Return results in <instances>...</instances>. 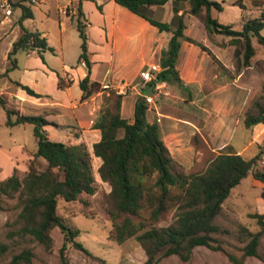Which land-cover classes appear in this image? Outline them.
<instances>
[{"label": "trees", "instance_id": "obj_1", "mask_svg": "<svg viewBox=\"0 0 264 264\" xmlns=\"http://www.w3.org/2000/svg\"><path fill=\"white\" fill-rule=\"evenodd\" d=\"M84 1L97 2L79 0L78 6L77 30L82 39L79 61L84 62L89 70L87 77L80 82L84 92L83 100H86L98 92L101 85L90 80L93 63L88 51V22L82 9ZM114 1L146 20L159 32L172 34L168 50L162 53L163 70L158 74L157 81L183 87L176 66L185 41L207 52L224 69L209 48L186 36V14L201 22L212 44L220 47L227 44L236 46V52L242 56L245 67L252 66L257 53L254 39L264 46V12L250 19L241 31H237L231 25L220 23L215 16V13L224 11L223 4L215 0ZM170 1L173 3V21L166 23L157 20L154 8L162 7ZM13 5L22 10V18L18 22L22 34L9 51L8 60L12 66L6 73L17 67L16 56L20 52L36 51L42 55L43 52L53 51L39 31H30L24 26V21L34 19L31 7L23 3ZM184 5L188 9L179 15ZM97 8L103 12L102 5L97 4ZM220 36L228 37L230 41L224 45L217 39ZM18 86L32 96L40 97L27 86ZM59 86L63 88L62 80ZM114 96V99L109 98L104 102L94 123V127L101 131L102 138L93 147V154L103 161L99 176L111 188L106 197L107 211L113 222L109 239L123 244L135 238L146 253V264H160L163 259L171 256L189 263L198 247L223 251V246L215 237L220 232L215 219L221 214L232 190L252 173L260 158L246 159L233 152L221 153L208 164L205 171L191 173L170 153L162 139L160 125L148 121L149 106L145 98L137 99L135 121L130 124L121 114L125 95ZM4 98L0 95V106L7 113L6 126L34 125L38 143V150L28 164V171L21 174L19 169H15L11 176L0 181V210L5 208L6 200H14L15 207L20 210L16 220L19 227L12 235L33 237L48 252H53L55 241L52 231L58 228L65 237L60 250L61 264H70L66 256L69 243L91 256L90 251L75 240L80 231L70 227L66 219L58 214L59 199L73 203L81 200L84 195L94 196L98 192L92 155L87 145L67 146L51 141L45 131V127L51 124L48 120L43 116L23 115L9 108ZM259 124H264V85L261 95L244 112L246 129H253ZM122 129L125 135L120 137ZM39 160L46 162L45 169H40ZM253 176L263 184L261 198L264 201V172L255 171ZM170 213H173L172 222L160 226ZM252 218L258 221L262 231L254 233L244 226L239 227V239L247 245L242 257L228 254L232 264H244L251 257L264 261V256L258 252L264 234V213L255 214ZM32 261L33 252L25 250L14 256L9 264H32Z\"/></svg>", "mask_w": 264, "mask_h": 264}, {"label": "crops", "instance_id": "obj_2", "mask_svg": "<svg viewBox=\"0 0 264 264\" xmlns=\"http://www.w3.org/2000/svg\"><path fill=\"white\" fill-rule=\"evenodd\" d=\"M19 1L31 7L34 3H43L44 0ZM63 1L66 4L62 14L67 17V24L71 23L77 29L79 0ZM96 2L103 6V12H100L97 4L92 1H84L82 9L88 22L86 29L88 51L90 61L93 63L90 80L101 85L98 92L83 100L84 92L80 88V82L87 77L89 70L86 64L83 65L79 60L77 63L67 60L64 35L68 25L61 22L59 45L53 44L51 35L42 29L30 30L39 31L48 40L53 51L43 52L42 55L36 51L26 53V59L22 61L17 59V67L8 73L6 72L12 64L7 55V66L0 72V95L6 96L7 101L21 114L43 116L48 120L51 124L45 127V131L51 141L67 146L87 145L92 155L97 181L107 186L109 185L102 182L99 176L103 161L93 154L94 144L102 138L101 131L94 127V123L104 105L105 96L123 95L120 89L124 85L128 86L127 94L122 101L121 114L132 124L135 121L137 99L161 95L155 97L154 103L151 104L147 114L148 121L160 125L162 139L174 159L189 172H197L195 169L198 164L194 160L203 154L195 145L197 135L205 141L207 134L211 136V141H215L216 147L210 149L212 154L216 153L217 156L220 155L218 150L223 149L232 140L231 135L236 128L237 118L248 99L242 78L249 67L244 66L242 56L236 52V46L227 44L220 47L212 44L207 39L205 31L204 41L197 40L193 32L200 26L203 28V25L195 17L186 14V36L209 48L224 69L207 52L185 41L182 43L176 66L183 87L165 82V89L156 94L153 85L140 86V74L143 71H151L152 66L159 67L162 72V53L168 50L172 34L159 32L146 20L121 7L114 0ZM244 2L246 3L245 0ZM11 3L18 2L12 0ZM11 3L0 0L1 9L5 10V16L0 19V41L18 28V22L22 18L21 8L15 6L13 9ZM7 5L8 7L3 8ZM16 8L21 10V18L12 21L10 17L14 16ZM7 9L12 11L9 16L6 15ZM182 9L179 15H182L188 6L184 5ZM68 10L70 14L67 13ZM154 12L155 18L159 21L166 23L173 21L171 1L162 7L154 8ZM34 19L24 21V26ZM21 34L20 28V32L10 44V50ZM80 40L79 59L82 53V39ZM216 49L227 52L226 58L219 57ZM55 58H59L60 62L57 63ZM100 68H104L102 77L98 73ZM60 80L63 88L59 86ZM18 84L29 87L40 97L28 94ZM29 126L34 127L32 124H25L12 129ZM257 130H264V124L257 125L255 131ZM124 135L125 131L120 130L119 136ZM14 144L8 149L0 145V167L1 160H4L8 167L2 180L11 176L15 169L27 172L28 164L38 150V143L34 150L22 140L14 139ZM200 166L203 167V164Z\"/></svg>", "mask_w": 264, "mask_h": 264}, {"label": "rangeland", "instance_id": "obj_3", "mask_svg": "<svg viewBox=\"0 0 264 264\" xmlns=\"http://www.w3.org/2000/svg\"><path fill=\"white\" fill-rule=\"evenodd\" d=\"M223 4L224 11L215 13L220 23L231 25L235 30L241 31L246 22L250 19L259 17L264 12V0H215ZM16 2H22L16 0ZM233 2V4L231 3ZM66 2L63 0H44L43 3H34L31 7L35 13V19L27 22L25 26L29 30L35 28L42 29L51 35V41L55 45H59L61 33V22L67 26V32L64 35L67 44V60L77 63L79 60V45L81 43L79 33L75 26L71 23L67 24V17L62 14ZM30 5V4H29ZM11 8H15L11 5ZM50 11V12H48ZM51 13V14H49ZM70 14V10L67 11ZM5 16V10L0 6V19ZM21 18V10L15 9L14 16L10 17L12 21ZM197 22V20H195ZM198 23V22H197ZM20 32V26L7 38H2L0 41V72L7 66V55L10 50L12 40ZM264 36V30L262 31ZM193 36L204 41V30L202 26L193 32ZM219 42L226 45L230 38L220 36L217 38ZM254 45L257 50L253 64L244 74L242 80L246 85L248 95L247 101L244 103L243 109L237 118V125L231 135L232 140L223 149L218 152L240 153L246 159L259 157L257 166L252 173L242 181L240 185L232 190L231 196L224 203L221 214L215 219V224L219 226L220 232L215 235L223 246V251L211 250L207 247H198L194 250L193 258L189 263L182 262L177 256L165 258L160 264H232L228 259V254H234L237 257H242L243 249L247 243H242L239 239L238 229L240 226L246 227L254 233H259L262 228L258 221L253 217L255 214L264 213V201L261 198L263 185L257 181L253 173L255 171L264 172V130L246 129L244 126V112L262 93L264 85V46L258 44L254 39ZM216 54L219 57L228 55L227 52L217 50ZM16 59H26V53L20 52ZM57 63L59 58L54 59ZM99 76L104 75V68L98 70ZM1 79V78H0ZM9 108L14 109V106L4 96ZM170 97V96H169ZM109 98L114 99V95L105 96L104 100ZM104 101V102H105ZM14 119L16 117H13ZM7 113L0 106V145L4 148L14 146L15 140H22L31 150L37 148V142L34 135V127L19 128L13 130L12 127L6 126ZM215 120V116L213 117ZM215 124V121H213ZM215 136V135H214ZM206 140L197 135L195 145L200 154V158H195L197 172L205 171L208 164L217 157V154H212L211 147L214 148L215 141H211V136L206 135ZM220 144V143H218ZM198 160V161H197ZM0 181L7 172V165L4 160H1ZM203 164V167L200 165ZM46 163L39 160L40 169L46 168ZM22 174V172H20ZM98 192L94 196L84 195L81 200L73 203H67L63 199H59L58 214L66 219L70 227L80 231L79 236L75 239L78 243L90 251L91 256L75 248L72 243L68 244L66 256L70 264H146L147 256L140 244L135 238L127 240L123 244H118L109 239L110 232L113 228V222L107 211V195L110 193V186L98 183ZM14 200H6L5 208L0 210V264H9L12 258L25 250L33 252L32 264H61L60 250L65 243V237L62 231L58 228L52 231V237L55 241L53 252H48L45 247L36 241L33 237L21 238L12 235L13 231L18 229L16 220L20 212L15 207ZM173 213L166 216L160 226H167L172 222ZM258 252L264 256V234L261 237L260 247ZM244 264H264L259 258H248Z\"/></svg>", "mask_w": 264, "mask_h": 264}, {"label": "built area", "instance_id": "obj_4", "mask_svg": "<svg viewBox=\"0 0 264 264\" xmlns=\"http://www.w3.org/2000/svg\"><path fill=\"white\" fill-rule=\"evenodd\" d=\"M5 7H8V5L7 6H3V8H5ZM11 14H12L11 9H7L6 10V15L9 16ZM83 65H85L84 62H83ZM159 73H161V70L157 66H152L151 71H143V72H141V74H140V78H141L140 86L146 87L148 85L153 84L156 94H160L161 91L163 89H165V82L157 81V76H158ZM106 88H108V86H106ZM120 90H121L123 95H126L127 91H128V86L124 85L123 88L120 89ZM160 96L161 95H155V97H160ZM165 96H170V95H165ZM155 97H152V96L144 97L146 102H147V104H148V106H149V109H150L151 104L154 103Z\"/></svg>", "mask_w": 264, "mask_h": 264}]
</instances>
